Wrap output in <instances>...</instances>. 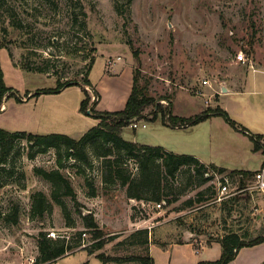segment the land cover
Wrapping results in <instances>:
<instances>
[{"label":"rangeland","instance_id":"rangeland-1","mask_svg":"<svg viewBox=\"0 0 264 264\" xmlns=\"http://www.w3.org/2000/svg\"><path fill=\"white\" fill-rule=\"evenodd\" d=\"M0 45V68L12 89L0 106V127L10 132L80 138L99 123L94 108L126 107L135 70L145 93L168 97L162 103L172 101L175 115L222 108L240 127L264 130V0H0ZM241 52L253 59L256 71L238 60ZM246 74L245 89L223 91V82L230 85ZM58 80L77 83L44 92L56 89ZM86 89L91 113L81 109ZM138 121V128L122 129L124 139L228 168L259 169L264 163V145L254 151L251 138L224 116L183 128L167 125L161 115ZM31 151L38 149L18 142L0 166V264H39L42 231H55L72 247L50 264H105L97 258L101 252L130 255L138 247L139 235L133 234L144 228L152 231L154 264H215L222 256L219 239L229 231L249 239L264 232V191L255 189L253 177L244 187L234 181L233 194L218 201L221 192L212 179L201 182L194 172H181L172 185L183 194L159 208L131 200L120 181L103 182L102 160L95 156L93 167L64 158L60 168L56 149L34 158ZM125 161L133 174L139 172L134 160ZM35 168L61 169L76 200L61 194L54 199L53 184ZM94 190L97 195L91 196ZM38 191L53 204L43 218L31 214ZM14 208H19L16 224L6 221ZM91 214L114 237L102 249L86 227ZM121 241L125 245L116 247ZM231 264H264V243L244 247Z\"/></svg>","mask_w":264,"mask_h":264},{"label":"trees","instance_id":"trees-1","mask_svg":"<svg viewBox=\"0 0 264 264\" xmlns=\"http://www.w3.org/2000/svg\"><path fill=\"white\" fill-rule=\"evenodd\" d=\"M3 46L0 45V50ZM139 78V71L135 70L133 89L126 107L121 111L115 112L95 111L94 108L93 114H95L99 123L80 138H74L63 133L33 134L28 132H10L0 127V166L8 163L9 157L18 142L27 140L31 149H38L34 153L33 151L29 153L31 158H34L37 153L45 152L51 148L56 149L60 168L64 167V158L79 161L88 167H93L94 165L93 156L101 159L103 182L120 181L126 187L128 197L141 203L155 202L157 204L161 203L165 207L175 203L183 193L174 192L172 183L181 172H194L197 176L203 177L201 182H205L211 179V177H206L205 174L209 172V169H212L220 173L229 174L232 178L237 179L240 187H244L256 172L238 169L229 170L215 164L206 165L193 155L178 154L162 146L138 144L123 138L121 135L122 129L136 120L156 119L161 115L167 125L174 128H183L196 125L213 116H224L230 124L250 136L254 141L255 151L263 148L261 141L264 136L246 132L245 128L240 127L226 110L222 108L208 109L190 117L175 115L172 110V101L169 102L168 106H165L162 100H167L168 97L157 99L145 93L139 85ZM75 83L77 82L58 80L59 85L56 89H46L44 92H59L65 86ZM85 85H91L88 77H86ZM11 91L12 89L7 86L4 73L0 68L1 107H3L6 95ZM85 91L86 98L82 102L81 109L84 112H89L91 96L87 89ZM99 101L100 98L96 104ZM125 159H132L137 163L139 170L137 174H133L126 167L127 162ZM35 172L38 176L53 184L52 197L54 199L59 200L61 194L76 200L77 196L74 187L61 169L35 168ZM96 195L95 190L91 192V196ZM232 200H237V198L233 197ZM59 203L63 207L65 206L62 201H59ZM193 204L192 200L187 203L188 206H193ZM52 206L53 204L46 193L38 191L32 195V216L43 218ZM19 218V208H14L6 216V221L16 224L19 222ZM85 220L87 230L93 234L94 238L99 239L96 249L104 248L114 238L104 233L92 214L86 216ZM151 232L149 228H144L137 230L133 234L134 236L139 235L138 247L132 250L130 255H110L106 252H101L97 254V258L101 259L105 264H154L150 250L152 243ZM80 235H82V232H80ZM219 240L222 245V256L214 263L231 264L244 247H252L264 243V232L257 237L249 239L246 234L243 235L239 231L231 230ZM37 241L39 247L37 262L39 264H50L66 256L72 248L68 245L66 237L53 239L44 231L40 232ZM123 245H125V242L121 241L117 243L116 247ZM126 250L131 249L127 247ZM94 252L90 250V254H94Z\"/></svg>","mask_w":264,"mask_h":264},{"label":"built area","instance_id":"built-area-1","mask_svg":"<svg viewBox=\"0 0 264 264\" xmlns=\"http://www.w3.org/2000/svg\"><path fill=\"white\" fill-rule=\"evenodd\" d=\"M238 60L244 64H248L251 67H255V63L253 59L249 56H247L246 53L241 52L238 54ZM209 84L210 80H204V84ZM139 121L136 120L134 121L133 127L138 128L139 127ZM144 127H146V124H144ZM206 177H211L213 180L215 187L218 186V189L221 192V196L217 199L218 201H222L225 195H231L232 189L231 186L233 185L234 181L236 182L237 179L232 178L229 174L227 173H220L219 171L209 169V172L205 174ZM253 180L255 181V189L264 191V163L261 167L260 170H258L254 175H253ZM238 183V181H237ZM247 187V186H246ZM245 189V188H244ZM159 208H161L163 205L161 203L157 204ZM57 233L55 231H52L48 233V236L53 238V239H58L61 238L60 235H56ZM87 245L83 243V247H86Z\"/></svg>","mask_w":264,"mask_h":264},{"label":"crops","instance_id":"crops-1","mask_svg":"<svg viewBox=\"0 0 264 264\" xmlns=\"http://www.w3.org/2000/svg\"><path fill=\"white\" fill-rule=\"evenodd\" d=\"M246 65H248V64H246ZM248 69L250 70V66L248 65ZM261 67H264V66H261ZM251 68H253V67H251ZM257 68L258 67H256V64H255V67H254V71H256L257 70ZM235 78V79H234ZM248 81H249V79H248V77H247V74H246V76L245 75H242V76H239L238 78L237 77H233V79L231 80V84L230 85H228L227 83H225V82H223L222 84H221V87L223 88L224 86H226L227 87V90L228 91H230V89H233L232 91H240L239 89H245V87H247L248 86ZM255 82V84L256 85H258L259 86V80H255L254 81ZM232 87V88H231ZM227 91V92H228ZM243 92V90H241V92L240 93H242ZM239 93V92H238ZM184 117V116H183ZM186 117V116H185ZM212 118V117H211ZM210 119V118H209ZM208 120V119H207ZM243 128H245V131L246 132H248V133H250V134H254V135H263L264 136V130H257V131H260V132H257V133H254V132H252V131H250L248 128H246V127H244L243 126ZM247 136H249L248 134H246ZM250 137V136H249ZM252 140V139H251ZM253 141V140H252ZM261 143L264 145V139L261 141ZM253 145H254V148H255V144H254V141H253ZM166 149V148H165ZM254 151H255V149H254ZM259 151H262V150H259ZM173 152H175V151H173ZM180 152V151H179ZM179 152H175V153H178V154H185V153H179ZM195 156V155H194ZM195 157H197V156H195ZM198 158V157H197ZM201 162H203V163H205L206 165H210V164H215V165H217V166H219V167H224V166H221L220 164H217L216 162H209V163H207V162H204L201 158H198ZM263 165V164H262ZM262 165H261V167H262ZM261 167L259 168V169H250V168H237L238 170H246V171H254V172H257L258 170H260L261 169ZM225 168H227V169H229V170H235L234 168H228V167H225ZM177 244V243H176ZM152 245H154L153 243H152ZM152 245L150 246V250H151V247H152Z\"/></svg>","mask_w":264,"mask_h":264},{"label":"water","instance_id":"water-1","mask_svg":"<svg viewBox=\"0 0 264 264\" xmlns=\"http://www.w3.org/2000/svg\"><path fill=\"white\" fill-rule=\"evenodd\" d=\"M223 91L224 92H227L228 91L226 86L223 87ZM89 113H91V112L89 111Z\"/></svg>","mask_w":264,"mask_h":264}]
</instances>
